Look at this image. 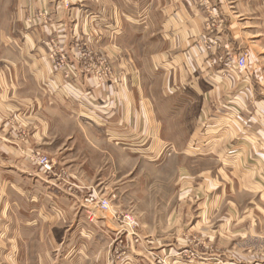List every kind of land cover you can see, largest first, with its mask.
Masks as SVG:
<instances>
[{
    "label": "crops",
    "instance_id": "obj_1",
    "mask_svg": "<svg viewBox=\"0 0 264 264\" xmlns=\"http://www.w3.org/2000/svg\"><path fill=\"white\" fill-rule=\"evenodd\" d=\"M261 18L264 0H0V264L17 255L25 264H56V254L57 264H82V250L67 248L82 240V219L75 223L69 214L86 193L98 192L95 176L81 157L71 169L61 157L53 173L37 161H55L67 145L185 162L178 168L186 182L198 176L202 191L217 195L203 202L207 210L226 203L227 176L235 191H263ZM52 39L68 57V78L50 56ZM243 50L250 55L247 77L233 64ZM167 111L176 115L163 116ZM179 117L184 127L173 133ZM101 217L107 224V213ZM67 220L75 224L70 233ZM88 257L105 264L108 255Z\"/></svg>",
    "mask_w": 264,
    "mask_h": 264
},
{
    "label": "rangeland",
    "instance_id": "obj_2",
    "mask_svg": "<svg viewBox=\"0 0 264 264\" xmlns=\"http://www.w3.org/2000/svg\"><path fill=\"white\" fill-rule=\"evenodd\" d=\"M257 4L261 9L262 3ZM260 22L264 23V18ZM260 27L264 28V24ZM161 78V74L152 75L153 89H158ZM196 114L192 113L194 122ZM163 116L174 117L170 111L163 113ZM179 120L180 124H171L173 133L179 132V125L184 127L185 121L180 117ZM182 130L186 132L184 128ZM89 150L86 145H67L56 151L53 156L55 161L50 157L56 168L61 157L69 158L64 165L70 169L81 157L80 166L95 176L92 184L98 190L97 193H86L83 199L94 193L111 201L112 211L107 212V224L102 222L104 219L100 220L102 217L97 219L99 225L109 231H100L94 225L95 221H90L89 214L83 208L84 200L81 208L69 214L75 223L82 219V240L75 243L79 244L76 247H73L74 243L67 247L75 253L82 250V264H102L103 258L88 257L90 251L108 255L105 264H264V189L256 193L235 191L230 186L233 178L227 176L223 179L227 185L224 208L207 210L203 202L207 199L213 201L217 195L203 192L200 187L202 179L198 176L187 183V178L181 175L178 168L185 162L170 160L167 154L157 160L139 158L132 151L125 155L127 153L120 149L105 145L95 146L91 153ZM202 166L201 162L195 164L194 173L200 172ZM123 183L124 188H118ZM232 202L238 206H233ZM123 213L134 218L133 228L118 220ZM234 220L239 221L234 223ZM67 221L64 230L70 233L75 224ZM208 223L212 237L205 232ZM217 228L220 234L216 232ZM66 244L62 243L61 247ZM143 252L149 257L144 262L139 259V253ZM36 261L33 259L32 264H36ZM52 261L57 264V254L51 257ZM2 262L25 264L19 255L4 258Z\"/></svg>",
    "mask_w": 264,
    "mask_h": 264
},
{
    "label": "built area",
    "instance_id": "obj_3",
    "mask_svg": "<svg viewBox=\"0 0 264 264\" xmlns=\"http://www.w3.org/2000/svg\"><path fill=\"white\" fill-rule=\"evenodd\" d=\"M42 15L43 14H39V17ZM201 41L202 43L205 44L206 47H209L211 44L206 36H203ZM49 45H50L49 47L50 56L54 60L55 63L54 65L59 70L64 71V75L66 78L70 77V72L68 68L69 66L68 57L64 53H62L61 49H59V46L55 42V39H52L49 42ZM84 57L92 58V55L91 53L86 52L84 54ZM233 64L241 76L247 77L250 74V69H251L249 52L244 50L239 52ZM105 71L107 72L109 71V68L107 66H105L104 72ZM37 161L46 173L54 172L55 163L50 157L46 155H40L37 157ZM83 200H84L83 208H85L86 212L89 214V218L91 222L97 221V219H99L103 214L112 211L111 201L106 197H98L94 195V193H92L86 196ZM118 218H119L118 220L121 223H124L128 227L133 228V226L135 225L134 218L128 213L125 214L123 213Z\"/></svg>",
    "mask_w": 264,
    "mask_h": 264
}]
</instances>
